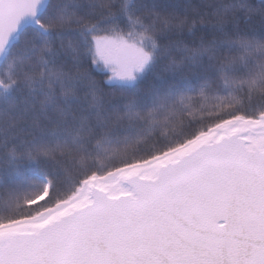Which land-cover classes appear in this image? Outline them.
<instances>
[{"label":"snow or ice","instance_id":"6c2138e0","mask_svg":"<svg viewBox=\"0 0 264 264\" xmlns=\"http://www.w3.org/2000/svg\"><path fill=\"white\" fill-rule=\"evenodd\" d=\"M0 264H264V0H0Z\"/></svg>","mask_w":264,"mask_h":264},{"label":"trees","instance_id":"16d2710c","mask_svg":"<svg viewBox=\"0 0 264 264\" xmlns=\"http://www.w3.org/2000/svg\"><path fill=\"white\" fill-rule=\"evenodd\" d=\"M253 3H255V4H259V0H253ZM258 23V22H257Z\"/></svg>","mask_w":264,"mask_h":264}]
</instances>
